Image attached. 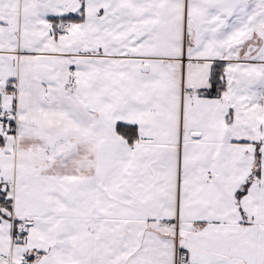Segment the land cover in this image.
I'll list each match as a JSON object with an SVG mask.
<instances>
[{
    "label": "snow or ice",
    "instance_id": "1",
    "mask_svg": "<svg viewBox=\"0 0 264 264\" xmlns=\"http://www.w3.org/2000/svg\"><path fill=\"white\" fill-rule=\"evenodd\" d=\"M0 264H264V0H0Z\"/></svg>",
    "mask_w": 264,
    "mask_h": 264
}]
</instances>
